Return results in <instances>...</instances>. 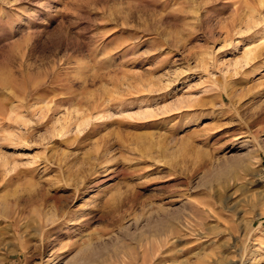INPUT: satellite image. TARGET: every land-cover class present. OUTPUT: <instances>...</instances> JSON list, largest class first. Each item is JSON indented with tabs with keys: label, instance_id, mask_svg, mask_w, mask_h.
<instances>
[{
	"label": "rangeland",
	"instance_id": "obj_1",
	"mask_svg": "<svg viewBox=\"0 0 264 264\" xmlns=\"http://www.w3.org/2000/svg\"><path fill=\"white\" fill-rule=\"evenodd\" d=\"M0 264H264V0H0Z\"/></svg>",
	"mask_w": 264,
	"mask_h": 264
},
{
	"label": "bare ground",
	"instance_id": "obj_2",
	"mask_svg": "<svg viewBox=\"0 0 264 264\" xmlns=\"http://www.w3.org/2000/svg\"><path fill=\"white\" fill-rule=\"evenodd\" d=\"M95 249L96 248L92 246V243H88L84 248H81V249L77 250V254H81V255H83L85 257L88 256V255H90L92 257L93 253H95Z\"/></svg>",
	"mask_w": 264,
	"mask_h": 264
}]
</instances>
